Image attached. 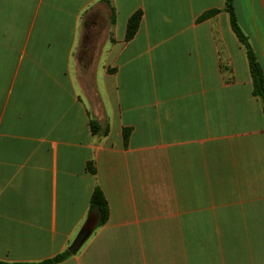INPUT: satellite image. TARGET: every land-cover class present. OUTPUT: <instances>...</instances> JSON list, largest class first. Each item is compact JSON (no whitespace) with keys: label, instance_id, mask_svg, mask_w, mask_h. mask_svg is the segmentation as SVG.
<instances>
[{"label":"crops","instance_id":"crops-1","mask_svg":"<svg viewBox=\"0 0 264 264\" xmlns=\"http://www.w3.org/2000/svg\"><path fill=\"white\" fill-rule=\"evenodd\" d=\"M234 6L264 72V0ZM97 186L108 221L55 264H264V102L226 0H0V260L69 249Z\"/></svg>","mask_w":264,"mask_h":264},{"label":"trees","instance_id":"trees-1","mask_svg":"<svg viewBox=\"0 0 264 264\" xmlns=\"http://www.w3.org/2000/svg\"><path fill=\"white\" fill-rule=\"evenodd\" d=\"M226 10L228 11L230 15V21H231L232 28L234 32L236 33L238 39L242 43V45L245 47L247 55H248L250 72H251L252 80H253V93L254 95L261 98L262 101L264 102V72H263L262 66L260 65L257 59V55L248 39V36L244 33V31L242 30L239 24L235 6H234V0H226ZM218 11H219L218 9L209 10L203 14L202 18H207L211 15H214L218 13ZM142 17H143L142 10L136 11L130 17L128 21V26H127V32H126L127 40L132 39L137 33L140 27ZM91 128L94 133H97L100 131V124L96 120H92ZM130 133H131L130 128L124 129L123 135H124V141L126 144L129 140ZM88 171L93 174L96 172L95 167L93 166L91 162L88 164ZM109 216H110V205H109L108 199L106 195L104 194L103 190L99 186H97L91 195L90 212H89V217H88L85 227H87V224L90 221H95L93 229L99 226H102L108 221ZM71 254L72 253L69 251V249H66L63 252H60L56 254L55 256L45 259L40 262H18L15 264H55V263L65 260ZM0 264H13V263L0 260Z\"/></svg>","mask_w":264,"mask_h":264},{"label":"water","instance_id":"water-1","mask_svg":"<svg viewBox=\"0 0 264 264\" xmlns=\"http://www.w3.org/2000/svg\"><path fill=\"white\" fill-rule=\"evenodd\" d=\"M94 223L95 221H90L87 224V227L81 230V232L78 234L73 244L69 247V251L71 253H76L81 248L85 240L88 238V236L92 232Z\"/></svg>","mask_w":264,"mask_h":264},{"label":"rangeland","instance_id":"rangeland-1","mask_svg":"<svg viewBox=\"0 0 264 264\" xmlns=\"http://www.w3.org/2000/svg\"><path fill=\"white\" fill-rule=\"evenodd\" d=\"M258 253H259V255H261L260 256V259L261 258H264V242H263V245L262 246H259L258 247ZM196 256H197V250L195 252V257ZM247 262H248L247 260H245V261L242 262V260L240 258H238L235 261L228 262V264H238V263H240V264H247Z\"/></svg>","mask_w":264,"mask_h":264}]
</instances>
